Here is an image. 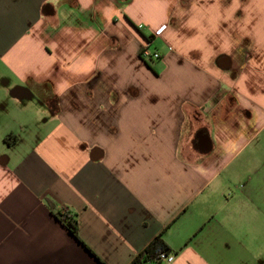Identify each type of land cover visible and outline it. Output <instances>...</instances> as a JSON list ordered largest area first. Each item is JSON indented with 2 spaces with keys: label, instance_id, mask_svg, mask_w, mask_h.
Instances as JSON below:
<instances>
[{
  "label": "crops",
  "instance_id": "crops-1",
  "mask_svg": "<svg viewBox=\"0 0 264 264\" xmlns=\"http://www.w3.org/2000/svg\"><path fill=\"white\" fill-rule=\"evenodd\" d=\"M158 236L171 264H264V0H0V264Z\"/></svg>",
  "mask_w": 264,
  "mask_h": 264
},
{
  "label": "trees",
  "instance_id": "trees-1",
  "mask_svg": "<svg viewBox=\"0 0 264 264\" xmlns=\"http://www.w3.org/2000/svg\"><path fill=\"white\" fill-rule=\"evenodd\" d=\"M7 139V137H6ZM60 220L68 228V230L77 238L78 237V222L67 213H60ZM170 248L165 241L158 236L145 250L140 252L133 260L134 264H146L151 259L155 260L162 252H170Z\"/></svg>",
  "mask_w": 264,
  "mask_h": 264
},
{
  "label": "built area",
  "instance_id": "built-area-1",
  "mask_svg": "<svg viewBox=\"0 0 264 264\" xmlns=\"http://www.w3.org/2000/svg\"><path fill=\"white\" fill-rule=\"evenodd\" d=\"M139 29L143 28V24H140L138 26ZM150 46H151V39H147V41L145 42L144 46H143V50H142V56L144 58L147 57H154V58H159V54L154 52L152 53L150 51ZM175 260V255L172 254L171 252H162L160 253L157 257H155V260H151L149 259L146 264H157L158 262H162L165 261L168 264H171L173 261Z\"/></svg>",
  "mask_w": 264,
  "mask_h": 264
},
{
  "label": "clouds",
  "instance_id": "clouds-1",
  "mask_svg": "<svg viewBox=\"0 0 264 264\" xmlns=\"http://www.w3.org/2000/svg\"><path fill=\"white\" fill-rule=\"evenodd\" d=\"M64 85H61V90H63Z\"/></svg>",
  "mask_w": 264,
  "mask_h": 264
}]
</instances>
